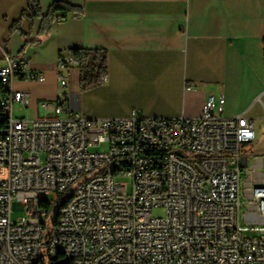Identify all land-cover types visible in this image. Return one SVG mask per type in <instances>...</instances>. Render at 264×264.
Returning <instances> with one entry per match:
<instances>
[{"label":"built area","instance_id":"2783aa9c","mask_svg":"<svg viewBox=\"0 0 264 264\" xmlns=\"http://www.w3.org/2000/svg\"><path fill=\"white\" fill-rule=\"evenodd\" d=\"M4 59L0 264H264V157L245 114L225 117L223 97L208 95L195 118L89 119L62 92L50 115L14 118L28 104L14 80L43 76ZM77 66L60 55L62 90ZM69 191L48 229L47 210Z\"/></svg>","mask_w":264,"mask_h":264},{"label":"crops","instance_id":"0c3cea01","mask_svg":"<svg viewBox=\"0 0 264 264\" xmlns=\"http://www.w3.org/2000/svg\"><path fill=\"white\" fill-rule=\"evenodd\" d=\"M43 15L64 2L78 12L57 22L21 17L26 0H0L4 54L28 62L42 82L16 79L28 120L50 115L62 92L55 66L73 49L105 50L104 82L85 91L69 73L67 103L89 119L195 118L208 95L223 115L245 114L264 149V0H38ZM24 109V110H25Z\"/></svg>","mask_w":264,"mask_h":264},{"label":"trees","instance_id":"16d2710c","mask_svg":"<svg viewBox=\"0 0 264 264\" xmlns=\"http://www.w3.org/2000/svg\"><path fill=\"white\" fill-rule=\"evenodd\" d=\"M65 19L69 14L77 16L78 12L74 7L64 3L55 2L51 5L46 15L42 14L38 0H26V9L22 12V18L29 19L44 18L52 21L57 15ZM71 57L78 63V79L81 91L93 88L101 83L107 74V55L105 50L99 49H73L70 52ZM7 123L6 117L0 105V126L4 127ZM70 264V263H65Z\"/></svg>","mask_w":264,"mask_h":264},{"label":"rangeland","instance_id":"374dc122","mask_svg":"<svg viewBox=\"0 0 264 264\" xmlns=\"http://www.w3.org/2000/svg\"><path fill=\"white\" fill-rule=\"evenodd\" d=\"M61 89V88H60ZM62 90V89H61ZM62 92H66V90H62ZM61 92V93H62ZM13 110H14V114L13 117L14 118H20V117H29V113H25L26 109L20 111V107L18 104H14L13 106ZM106 149V146H100V147H94L91 149L92 152H102ZM255 156H262L264 157V149H262V147H257L255 148ZM252 161V158L249 159V162ZM70 195V191L68 193H66L61 200L56 201V202H52L50 208L47 210V214L44 217V221L47 224V228L49 229L53 223L55 222L57 215H58V210L60 208V205L62 204V202ZM49 200H51V197H49ZM20 214L19 213H14L12 215V218L15 219L16 217H18ZM153 217H163L164 216V212L162 209H154L152 212Z\"/></svg>","mask_w":264,"mask_h":264},{"label":"bare ground","instance_id":"6f19581e","mask_svg":"<svg viewBox=\"0 0 264 264\" xmlns=\"http://www.w3.org/2000/svg\"><path fill=\"white\" fill-rule=\"evenodd\" d=\"M257 192H264V185H257ZM54 223H58V215Z\"/></svg>","mask_w":264,"mask_h":264}]
</instances>
